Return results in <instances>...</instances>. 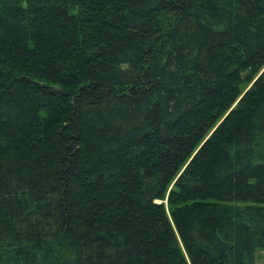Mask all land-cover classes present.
Masks as SVG:
<instances>
[{
  "label": "trees",
  "instance_id": "trees-1",
  "mask_svg": "<svg viewBox=\"0 0 264 264\" xmlns=\"http://www.w3.org/2000/svg\"><path fill=\"white\" fill-rule=\"evenodd\" d=\"M261 251L264 0H0V264Z\"/></svg>",
  "mask_w": 264,
  "mask_h": 264
},
{
  "label": "crops",
  "instance_id": "crops-1",
  "mask_svg": "<svg viewBox=\"0 0 264 264\" xmlns=\"http://www.w3.org/2000/svg\"><path fill=\"white\" fill-rule=\"evenodd\" d=\"M262 258L264 259V253L261 251L259 252V259H258V264H264V262H261L260 259L262 260ZM264 261V260H263Z\"/></svg>",
  "mask_w": 264,
  "mask_h": 264
},
{
  "label": "rangeland",
  "instance_id": "rangeland-1",
  "mask_svg": "<svg viewBox=\"0 0 264 264\" xmlns=\"http://www.w3.org/2000/svg\"><path fill=\"white\" fill-rule=\"evenodd\" d=\"M262 71H263V69L261 70V72H262ZM263 260H264L263 258H262V260L260 259L261 262H264Z\"/></svg>",
  "mask_w": 264,
  "mask_h": 264
}]
</instances>
